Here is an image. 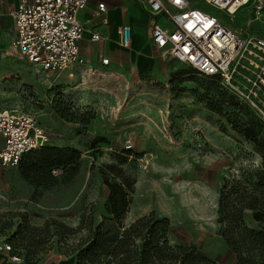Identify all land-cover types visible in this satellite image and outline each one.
I'll list each match as a JSON object with an SVG mask.
<instances>
[{"label": "rangeland", "instance_id": "1", "mask_svg": "<svg viewBox=\"0 0 264 264\" xmlns=\"http://www.w3.org/2000/svg\"><path fill=\"white\" fill-rule=\"evenodd\" d=\"M197 7L231 29L264 36L252 3L234 16L202 2ZM11 8L0 14V109L34 117L50 137L51 154H27L14 168L0 164V251L10 243L8 258L25 264L76 257L88 225L106 216L105 179H129L124 226L153 212L169 219L171 245L235 264L219 234L220 195L240 197L245 225L264 232L256 216L264 213L258 114L220 82L164 60L152 46L122 49L84 39V64L46 79L10 48ZM101 51L109 65L100 62ZM58 152L71 164L50 168Z\"/></svg>", "mask_w": 264, "mask_h": 264}, {"label": "built area", "instance_id": "2", "mask_svg": "<svg viewBox=\"0 0 264 264\" xmlns=\"http://www.w3.org/2000/svg\"><path fill=\"white\" fill-rule=\"evenodd\" d=\"M151 16L149 37L152 46L166 61L180 62L220 84L249 105L264 123V36L243 34L220 19L202 12V2L234 16L253 4L254 20L264 19V0H139ZM89 0H17L11 12L14 27L10 48L34 65L46 79L75 65L84 64L79 43L84 24L80 14ZM106 5L99 3L93 19L107 24ZM119 45L129 49L132 29L123 24L117 30ZM108 40L93 32L92 42ZM103 65L110 60L100 57ZM0 164L14 168L31 151L51 146L46 130L34 117L0 109ZM130 147V146H129ZM1 249L12 252L8 242ZM12 261L20 262L18 256Z\"/></svg>", "mask_w": 264, "mask_h": 264}, {"label": "trees", "instance_id": "3", "mask_svg": "<svg viewBox=\"0 0 264 264\" xmlns=\"http://www.w3.org/2000/svg\"><path fill=\"white\" fill-rule=\"evenodd\" d=\"M50 150L48 146L25 155L36 152L50 155ZM56 157L60 161L50 164V168L71 164L65 153L58 152ZM104 184L108 190L106 216L99 225L92 222L88 225L85 238L78 243L76 264H221L198 248L171 245L169 219L157 218L153 212L124 226L122 219L129 212L134 183L129 179L107 178ZM231 196L230 191L220 195L219 234L234 255L235 264H264V232L245 225L241 198L231 200ZM256 214L257 220L264 222V213Z\"/></svg>", "mask_w": 264, "mask_h": 264}, {"label": "crops", "instance_id": "4", "mask_svg": "<svg viewBox=\"0 0 264 264\" xmlns=\"http://www.w3.org/2000/svg\"><path fill=\"white\" fill-rule=\"evenodd\" d=\"M99 3H104L107 8L106 25H102L98 21L93 19V13L97 10V6ZM16 4H17V0H0V14L1 13L4 14L6 8H8L9 5H11L12 8L8 12L9 16L11 17V12L16 7ZM131 7L135 8V10H132ZM79 19L84 24V33L82 40L88 39L91 44L108 45L114 43L118 47L122 48L118 43L119 36L117 30L121 25L128 24L132 29V43L129 49H131L133 46L135 48L147 50L150 49V46H152L151 42L150 45L148 43V40H146L147 37L150 40L148 32H149L151 16L149 12L146 10L143 3L139 0H89L85 11H83L80 14ZM12 28H13V36H14L13 23H12ZM137 30H145V34H144L145 36L137 32ZM97 31L100 32L102 35L108 36V40L101 42H92L91 35L93 32H97ZM144 38L145 41H143ZM79 47L81 49L80 43H79ZM101 56L108 58L106 55L103 54L102 51L99 54V59ZM11 260L8 258V255L6 254L5 251H0V264H25V263H14V261ZM75 262H76V257L71 255L69 257L59 256L55 259H52L47 264H75Z\"/></svg>", "mask_w": 264, "mask_h": 264}, {"label": "bare ground", "instance_id": "5", "mask_svg": "<svg viewBox=\"0 0 264 264\" xmlns=\"http://www.w3.org/2000/svg\"><path fill=\"white\" fill-rule=\"evenodd\" d=\"M237 13H238V12H236V11L234 12V14H237Z\"/></svg>", "mask_w": 264, "mask_h": 264}]
</instances>
